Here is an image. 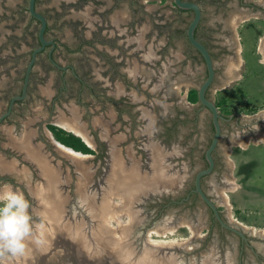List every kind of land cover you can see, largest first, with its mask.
<instances>
[{
	"label": "flooded vegetation",
	"instance_id": "flooded-vegetation-1",
	"mask_svg": "<svg viewBox=\"0 0 264 264\" xmlns=\"http://www.w3.org/2000/svg\"><path fill=\"white\" fill-rule=\"evenodd\" d=\"M4 1L8 2V0ZM96 1L97 0H93L92 3H96ZM238 2L240 7L247 9L250 13L264 16V0L262 1L263 3L260 0H239ZM40 3L41 0H37V10L44 14L48 20L45 36L47 40H53L56 47L52 57H50L52 45L47 46L44 51L38 54L31 72L27 97L17 101L11 113L0 123V162H6L10 165L9 169H3L0 164V187L8 186L12 189L22 191L29 197L33 207L36 204L30 186L31 184H36L41 177L34 165L27 158L28 156L25 155L27 151H24L20 146L15 144L20 142L27 135V139L32 138L33 145L37 148L35 152H45L48 158L63 162L64 168L70 165L71 171L73 172L75 170V166L69 163V159L64 155L63 151L56 146L55 140L60 141L62 144L64 143L58 139L56 132L51 126L55 127L56 131L61 129L81 138V140L94 151L93 154H89L94 155L95 160L97 162L101 161L103 166L106 161H109L108 156L111 158V145H113L112 153L116 151V154H118L116 146H118V143H124L123 141L125 137H127V135L121 134L117 135L119 137L118 139L115 138V140H113L112 137H114V135L111 133L114 132V127L116 125H122V123H129L130 128H132L134 124L139 123L138 128L135 130L139 131L140 134V147L143 148V150L141 149L144 155L143 159L146 160V158H148L144 146L150 141L153 144V148L158 147L161 152L164 150L163 154H166L167 161L163 167L168 174L172 175L171 177L178 178L180 175H185V177L191 176V169L197 156L188 161H180V157L183 156V154L180 156L171 154L177 150L174 148H178L177 146H179V141L177 139L180 138L178 134L180 125L188 121L182 119L180 116L184 114L186 108L197 107L196 104L200 103L194 113L195 117L192 122L196 124L199 123L202 118L201 112L204 110L208 111L209 114L203 112L204 125L205 123L206 126L209 125L211 130L207 142L208 147L211 144L215 132L212 112L207 107H203L200 99L197 102H192L190 100L191 91L195 89L198 90L199 88L193 86L192 83L182 94H179L178 85L182 84V81L184 83L186 81L188 83L193 81V73L185 70L178 73L175 63L168 59L169 57L163 58V55L159 53L160 51H152L150 45L148 46L147 44H145L144 47H142L143 44L133 45L136 51H138L139 56L144 53V55L148 57L150 63L149 67L147 65L143 66L142 63L139 65L136 63L132 64L128 59H114V57L109 54L112 48L118 47L124 52L127 44L121 47L119 46L120 44H116L114 37L110 36V33H108V35L105 33L104 29L108 27L105 23L100 24L98 22V29L93 34L92 40L83 36L75 47H71L70 44L63 42L58 36L51 34L52 29L58 27L59 21L57 19H52L49 10L39 9ZM28 6L29 3L25 11L30 17L31 24L34 23L33 31L36 33L34 39L35 45L28 53L29 64L33 50L41 44L39 39L41 23L30 14ZM173 7L177 10L175 5ZM191 13L194 14V11H191ZM203 19L202 16L201 22H203ZM79 23L82 24V22ZM210 33L211 30L206 33L208 39L210 38ZM173 45L174 44H156L154 48L163 47L169 49V47H173ZM205 45L211 51L213 59L215 58L214 49L219 48L218 50L220 51L230 50L234 54V60L238 56V52H235L239 50L240 46V44ZM87 47L96 51L99 57L94 59L88 58V55H86ZM186 47L187 51L186 54H184L185 58L194 59V57L198 55L204 63L207 76L208 71L203 56L192 44H187ZM72 53L75 57H73V55L71 56ZM42 55H44L43 58ZM101 62L104 63L102 66H105L106 70L98 69ZM16 64H20L18 58L16 59ZM28 64L21 73L18 72V69L16 70L20 75L17 76V82L18 84L22 82V85L20 84V86H18L19 88L15 90L16 92L11 91L13 90L11 86L9 88L11 90H7V87L5 88L6 91L9 92L8 103L6 107L0 106V117L9 110L12 97L21 94L25 78L24 72L26 75ZM215 67L216 76L213 84L218 80L216 62ZM52 72L53 74H51ZM146 84L149 88L148 86L146 88L144 87ZM42 86H45L47 90L43 91ZM211 87L207 91V97L216 103L220 114L225 117V119L221 120V138L213 152L215 160L214 169L202 179L204 191L212 198L211 194H220L221 187L219 186L233 185V183L228 180L233 172V166H231L229 159L230 154H228L229 147L236 146V143H239L240 146L245 145L246 149L249 145L252 147H264V109L256 108L255 118L245 123L239 113H228L223 107L222 101H219L221 103V105H219V102L212 98ZM5 89L0 90V100L4 97L3 91H5ZM39 90L45 93L44 108L47 110V114L39 115L38 118H36L38 123L27 122V124H22L19 123L18 120L15 122L9 121L17 110L16 104L24 103L32 93L35 92L36 94ZM138 90L142 92L143 96L137 92ZM148 97H154L157 100L153 99V101L150 102L147 100ZM143 104L147 106H142ZM176 116L179 118H176ZM63 123L68 124L71 128H67ZM230 123L231 125L229 128ZM231 127L232 132H230ZM149 128L151 136L147 134ZM233 128H235V130H233ZM104 131L107 132V135H105ZM149 137L150 140H148ZM110 141L112 142L111 145ZM40 143H42V147L38 148L40 147L38 146ZM64 145L67 146L66 144ZM35 147L33 148L34 150ZM207 149L203 156L200 157L202 164L199 165L200 168H198V171L208 167L206 159ZM117 157L119 158V154ZM23 167L27 169L25 170ZM33 179H35V181ZM184 184L183 182V185ZM179 186L178 181H175L168 193L165 194L164 192L160 194V196L151 197L145 203V208L148 206H161V209L156 214L149 212L140 230L141 236H139V238H142L143 233L146 231V227L158 225L160 221L170 220L169 224L172 225L179 223L182 225L187 221L194 226H207L208 232L204 235L194 234L191 236L190 245H188V247L184 245L180 248L179 252L186 263L195 257L200 259L206 252L214 248L217 250L223 264L227 263V261L233 264H264V237L258 234L253 235V231L247 230L241 226V224L232 223L222 211L221 215L225 221L243 230L248 241H243L240 235L231 230L222 227L219 228L216 223V218H212L208 205L202 200L199 194L193 191L195 189V177L192 186L188 191H185V195L176 196L179 191ZM218 198L221 201H225V198L221 196ZM182 200L184 201L180 203ZM199 201H202L210 212V217L207 219L206 223L205 219L203 220L200 218L201 215L199 212L195 213V216L193 215L194 217L190 219H185L178 214H172V216L169 217L165 214V210L169 206H199ZM215 203L217 202L215 201ZM217 205L219 206L220 203H217ZM215 229L220 230L218 237L215 233ZM222 238L226 240L225 244H223L224 241H220ZM231 238L234 240H229ZM149 239L155 241L152 238ZM216 239H219L220 242H214ZM254 251L257 252L258 255H256Z\"/></svg>",
	"mask_w": 264,
	"mask_h": 264
},
{
	"label": "rangeland",
	"instance_id": "rangeland-1",
	"mask_svg": "<svg viewBox=\"0 0 264 264\" xmlns=\"http://www.w3.org/2000/svg\"><path fill=\"white\" fill-rule=\"evenodd\" d=\"M14 1L16 5H14L13 9L8 8L10 15H6L3 20L4 24L2 25V29H4V32H8L10 29L16 30V25L18 23L20 24V28L26 24V16L28 13L23 12L25 18H19L18 14L20 15V13L18 11V6L20 3H23L24 9L26 10L29 0ZM14 1L10 2L8 0L10 5ZM92 1L93 0H41L39 9L49 10L52 19H57L59 21L58 27L52 29L51 34L58 36L63 42L72 44V47H75V44L79 42V39L83 36L92 40L93 34L98 29L97 26L99 22L100 24L105 23L108 25L104 31L107 35L110 33V36L114 37L116 44H120V47L127 44L124 52L121 48H112L109 54L116 60L128 59L132 64L136 63L139 65L142 63L143 66L147 65L149 67L150 63L147 56H145L144 53L139 56L134 45L144 44L145 46V44H147L148 46L150 45L152 51H160L159 53L163 55V58L169 57L168 59L175 63L178 73L184 70L193 73V81L190 83L187 81L184 83L182 81V84L178 85L179 94H182L192 83L193 86L199 88L205 81L207 76L202 59L198 55L194 57V59H188L185 58L184 55L187 51L186 45L190 44L185 31L192 16L190 14V17H187V19L180 17L175 12V8H173L174 0H97L96 3H92ZM238 1L239 0H221L219 1L220 3L214 7L212 4L204 5V19L208 27L212 30L211 36L213 41L211 44H240L239 50L235 52H238V56L235 60L233 59L234 54L230 50L220 51L218 50L219 48L214 49V61L217 65L218 80H216L211 87V96L218 102H224L222 105L227 109L228 113H239L246 123L255 118L256 108L264 109V18L257 19L255 18L256 16H250L248 18L250 20L244 22V19L248 17L249 11L245 8H239ZM260 1L262 2L263 0ZM213 9L215 12H213ZM239 9L242 10V14L236 12ZM220 11L222 14H220ZM82 12L86 15L88 14L89 21L86 22L84 21L85 19L79 16ZM233 12H235V16H233ZM213 13L215 14L213 15ZM114 18L118 23H113ZM219 18L224 21L220 20L221 22L217 23ZM79 22H82V24ZM223 22L226 23L223 24ZM231 24H236V26L239 25V27L231 31ZM20 30L17 29L15 33H11V37L6 38L3 44H27L25 43L26 40H30L34 43L36 37L34 34L36 33L28 31L27 33H22V29ZM172 32H174V36L176 35L174 38L169 36ZM18 38L20 40H18ZM226 39L227 41L224 42ZM156 44L174 45L173 47H169V49L163 47L155 49L156 47L154 48V46ZM31 48L32 47H27L26 50L22 51V53H20V58L18 55L19 62L23 64L22 68L28 64V53ZM72 55L75 57L73 53L71 56ZM86 55L91 59L99 57L96 51L90 47H87ZM103 62L99 64L98 69L106 70V67L102 66L104 64ZM15 65L16 63L13 61L7 63V70L13 71V75L12 78L9 75L8 79L3 82L4 84L0 86V90L6 87L8 90L10 86L16 87V85H22V82L18 84L15 80L18 76H16L17 73H15ZM3 67H5V65ZM51 74H53V72ZM18 86L16 89L19 88ZM147 86V84L144 85L145 88ZM6 89L3 91V99L1 98L0 100L1 107H6L8 103L9 92H7ZM40 91L41 90L36 94L35 92L32 93L24 103L16 104L17 110L9 121L15 122L18 120L19 123L22 124H27V122L38 123L36 118H38L39 115L47 114V110L44 108L45 93ZM137 92L142 95V92L139 90ZM153 99L155 98H147L150 102L153 101ZM199 104L200 103L196 104L197 107L186 108L184 114L180 116L182 119L188 121L180 125V131L178 133L180 138L177 139L179 141V146H177L178 148H174L177 150L171 154L179 156L183 154V156L180 157V161H188L196 156L197 158L193 163L190 173L191 176L184 178L185 184L178 187L179 191L176 196L185 195V191H188L192 186L195 174L198 172V168H200L199 165L202 164L200 157L203 156L208 147L207 142L211 130L210 126H206V123L204 125L203 122V112L209 114L208 111L204 110L201 112L202 118L200 117L201 120L199 123L196 124L192 122L195 117L194 113ZM142 106L147 105L143 104ZM176 118L179 117L176 116ZM138 124L139 123L134 124L132 128H130L129 123L116 125L114 127V132L111 134L114 135V137H112L113 140L119 138L117 135H127L123 141L124 143H118L117 146L122 155H125L126 150L131 148L134 152V158L141 157L143 159V148L140 147V134L139 131L135 130L138 128ZM230 125L231 123L229 124V128ZM233 130H235V128H233ZM230 132H232V127ZM104 133L107 135L106 131H104ZM147 134L151 136V132L148 131ZM158 139L162 140L161 138ZM111 141L110 145L112 143ZM31 153L32 151L29 150V154ZM228 154H230V164L233 166L232 176H230L228 180L232 182L233 185L219 186L221 187L220 194L213 193L211 196L217 203H220L219 210L222 211L232 223L241 224V226L247 230L253 231V235L258 234L264 237V147H252L249 145L246 149L245 145L240 146L239 143H236V146L228 148ZM94 160L95 158L93 155L88 164L93 165L94 162L95 165L99 163L98 175L100 176L103 173L102 168L107 167V161L102 166L101 161L97 162ZM169 176L171 177L172 175L169 174ZM33 180L35 181V179ZM171 187H173V185L168 187V189L170 190ZM161 196L165 197L163 195ZM220 196L225 198V201L219 200L218 197ZM113 200L117 203L121 202L119 198H114ZM198 205L199 206H169L165 210V214L167 217L172 216V214H178L185 219H190L195 216V213L199 212L201 215L200 218L203 220L205 219L206 223L207 219L210 217V212L202 201H199ZM160 209L161 206H148L146 208L147 212H152L153 214H156ZM120 215L123 224L129 221L128 214L123 213ZM159 224L158 226L149 227L147 231L149 238L161 244L174 245L176 247L175 249L178 248V251H180V248L184 245L187 247L190 245L191 236L194 234L204 235L208 232L207 226H194L187 221L182 225H166L163 224L162 221H160ZM215 233L218 237L220 230L215 229ZM138 234H140V231ZM229 240L233 241L234 239L231 238ZM218 241L219 239H216L214 242L218 243ZM220 241H224L223 244L226 243V240H223V238Z\"/></svg>",
	"mask_w": 264,
	"mask_h": 264
},
{
	"label": "water",
	"instance_id": "water-1",
	"mask_svg": "<svg viewBox=\"0 0 264 264\" xmlns=\"http://www.w3.org/2000/svg\"><path fill=\"white\" fill-rule=\"evenodd\" d=\"M36 3L37 0H29L28 7L30 14L41 23L39 29L41 44L32 52L21 94L12 97L9 110L2 114L0 123L11 113L17 101L27 97L31 72L38 54L52 45L50 50L52 57L56 47L55 42L47 40L45 36L48 20L37 10ZM174 5L194 11V18L187 29V37L203 56L207 67V77L198 89V96L203 107H207L212 112L215 130L206 151L208 167L197 172L193 191L199 194L212 210L222 228L231 230L240 235L243 241H248L243 230L225 221L217 203L202 187L203 177L210 174L215 166L213 152L221 138V120L225 117L220 114L216 103L207 97V91L216 76V67L211 51L195 35L202 20V8L197 2L190 0H174ZM24 139L20 142L28 143ZM29 142L32 143L30 149H33L35 146L32 138ZM55 144L69 159V163L75 166V170L72 172L70 165L64 168L63 162L48 158L45 152H35L39 156L38 160L36 157H30L29 150L25 152L41 177L30 187L36 201L33 208L37 217L35 220L37 235L44 243L39 247L30 246L24 257L8 260L5 264H223L214 248L200 259L195 257L186 263L174 245L151 241L147 234L149 227H146L142 238H139L141 233L138 232L149 214L144 206L145 203L151 197L168 193V187L175 181L182 186L185 178V175H180L178 178L169 176L163 167L167 156L163 151H159L160 148H153V144L148 141L144 146L148 158L143 160L141 157L134 158L131 148L122 155L116 146L119 158L114 165L113 145H111V158L107 161V167L102 168L103 173L99 176L100 164L94 165V162L93 165L88 164L93 157L92 154L77 151L57 140ZM38 146L41 148L42 143ZM123 166H126V169ZM126 170H130L128 174ZM114 198L121 199V202H115ZM123 213L129 215V221L124 224L120 215ZM162 223L172 225L169 224L170 220ZM255 254L258 255L257 252ZM224 264L233 263L227 261Z\"/></svg>",
	"mask_w": 264,
	"mask_h": 264
},
{
	"label": "clouds",
	"instance_id": "clouds-1",
	"mask_svg": "<svg viewBox=\"0 0 264 264\" xmlns=\"http://www.w3.org/2000/svg\"><path fill=\"white\" fill-rule=\"evenodd\" d=\"M35 209L24 192L0 187V264L24 257L30 246H42Z\"/></svg>",
	"mask_w": 264,
	"mask_h": 264
},
{
	"label": "crops",
	"instance_id": "crops-1",
	"mask_svg": "<svg viewBox=\"0 0 264 264\" xmlns=\"http://www.w3.org/2000/svg\"><path fill=\"white\" fill-rule=\"evenodd\" d=\"M10 2L11 1H14V0H9ZM192 1H194V2H197L200 6H201V8H202V13H203V18H204V12H205V10H204V5H210V4H212L213 5V7L215 6V5H217V4H219L220 2L219 1H221V0H192ZM21 2V1H20ZM14 5H16V3H15V1L14 2H12L11 3V5L9 4V2H6V1H2V0H0V86H2L4 83L3 82H5L6 81V79H8V77H9V75H10V77L12 78V75H13V71H11V70H7V63L8 62H10V61H13V62H15L16 63V59L18 58V55H19V58L21 57V55H20V53H22V51H24V50H26V48L27 47H33L35 44L34 43H32V41H30V40H26L25 41V43H27V44H3L4 43V41H5V39L6 38H10L11 36V33H15V31H17V29H22V33H27V31L28 32H32V33H34L33 32V25H34V23L33 24H31V20H30V17L27 15L26 17H27V19H26V24H24L23 26H21V28H20V24L18 23L17 25H16V30L14 29H10V30H8V32L7 31H5L4 32V29H2V25L4 24V17H6V15H10L9 14V9H13V7H14ZM9 8V9H8ZM174 8V7H173ZM239 8H242V7H240L239 6ZM18 9H20V11H19V13H20V15L18 14V17L19 18H22V17H24V14H23V12H26L25 11V9H24V6H23V3H20V5L18 6ZM175 12L180 16V17H182V18H186L187 19V17H190V14H191V16H192V19L194 18V14H192L191 12H181V11H179V10H176L175 9ZM213 12H215V10L213 9ZM238 14H242V10L241 9H239V10H237L236 11ZM235 12H233V16H235V14H234ZM215 13H213V15H214ZM220 14H222L221 13V11H220ZM237 15V14H236ZM80 17H82L83 19H85L84 21H89V16H88V14L86 15L85 13H83L82 12V14H80L79 15ZM250 16H256L255 18H257V19H259V18H264V16H260V15H257L256 13H248V17H246L245 19H244V22H246L247 20H250V19H248ZM243 17V16H242ZM25 18V17H24ZM113 18V17H112ZM221 18H222V15H221ZM221 18H219V20H217V23L219 22H221V21H224V20H222ZM192 19L190 20V22L192 21ZM221 20V21H220ZM113 23H118V21H116L115 20V18L113 19ZM190 22L188 23V25L187 26H189V24H190ZM226 22H223V24H225ZM234 23H236V22H234ZM8 26V25H7ZM239 27V25H237L236 26V24H231V27H230V29H231V31H234L236 28H238ZM8 28V27H7ZM187 29H188V27H187ZM187 29H186V36H187ZM211 29L208 27V25L206 24V22H205V19H203V22H201L200 23V29H199V34L201 33L204 37L206 36L207 37V35H204L203 33H208V31H210ZM21 31V30H20ZM212 31V30H211ZM203 32V33H202ZM212 33V32H211ZM210 33V34H211ZM33 35V34H32ZM35 35V34H34ZM170 37L172 36V38H174L175 36H174V32H172L170 35H169ZM188 38V37H187ZM17 39V38H16ZM87 39H89V38H87ZM140 39V38H139ZM18 40H20L19 38H18ZM81 40V38L79 39V41ZM188 41H189V39H188ZM208 41V44L210 43L211 44V42L213 41L212 40V37H211V35H210V38L207 40ZM227 41V39L224 41V42H226ZM229 42H231V41H229ZM77 44V43H76ZM76 44H75V46H76ZM70 46L72 47V44H70ZM142 47H144V44H143V46ZM32 49V48H31ZM31 51V50H30ZM9 57V58H8ZM11 57H13V58H11ZM44 57V55H42V58ZM25 62V61H24ZM5 65V67H3ZM20 65H21V67H20ZM22 62L20 63V64H16L15 66H14V68H15V73H17L16 74V76L17 75H19L18 74V72L19 73H21V72H23V69L24 68H22ZM19 66V67H18ZM18 67V68H17ZM19 70L18 72L16 71V70ZM14 73V74H15ZM20 76V75H19ZM10 80V79H9ZM16 81H18V78L16 77V79H15ZM14 82V81H13ZM18 85H16V87H17ZM16 87H11V88H13V90H11V89H9V90H11V91H15L16 90ZM42 90L43 91H46L47 90V88L45 87V86H42ZM16 92V91H15Z\"/></svg>",
	"mask_w": 264,
	"mask_h": 264
},
{
	"label": "trees",
	"instance_id": "trees-1",
	"mask_svg": "<svg viewBox=\"0 0 264 264\" xmlns=\"http://www.w3.org/2000/svg\"><path fill=\"white\" fill-rule=\"evenodd\" d=\"M177 7V6H176ZM177 10L181 11V12H191L192 10H184L181 9L179 7H177ZM193 12V11H192ZM199 29H200V24L196 29L195 35L196 38L199 39L201 42H203L204 44H208V37H204L201 33L199 34ZM203 33V32H202ZM204 35H206L205 33H203ZM190 42V41H189ZM191 44V43H190ZM210 44V43H209ZM24 76H25V72H24ZM23 76V77H24ZM190 100L192 102H197L199 101V96H198V90H192L191 91V95H190ZM222 104H224V102H222ZM219 105H221V103L219 102ZM227 110V109H226ZM228 112V111H227ZM52 129H54V131L56 132V136L58 137V139H60L64 144H66L67 146H70L78 151H82L84 153H94V151L88 147L79 137H76L73 134L67 133L61 129H59L58 131H56V128L51 126ZM210 209V208H209ZM210 212L212 214V218L215 219L212 210L210 209ZM217 226L220 228L221 225L219 222H217Z\"/></svg>",
	"mask_w": 264,
	"mask_h": 264
},
{
	"label": "bare ground",
	"instance_id": "bare-ground-1",
	"mask_svg": "<svg viewBox=\"0 0 264 264\" xmlns=\"http://www.w3.org/2000/svg\"><path fill=\"white\" fill-rule=\"evenodd\" d=\"M61 120V119H60ZM71 123V122H70ZM73 124V123H72ZM63 125L64 126H66L67 128H71L70 126H68V124H64L63 123ZM78 125V124H77ZM76 128V127H75ZM106 130V129H105ZM148 131L150 132V130L148 129ZM28 136V135H27ZM27 136L26 137H24L25 139L24 140H27V142L28 143H26V142H17V143H15L16 145H18V146H21V147H23V149L25 148L26 150H31L32 151V153L30 154V157L31 158H33V157H36V160H38L39 159V156H37L36 155V153H35V151H36V149L34 150V149H30V147L32 146V144H31V142H29V139H27ZM14 142V141H13ZM12 143V142H11ZM63 148H66L65 146H63ZM67 150H70V149H68V148H66ZM71 151V150H70ZM113 154H114V156H113V160H114V165H116V163H117V161H118V154H116V151H113ZM36 155V156H35ZM117 157V158H116ZM0 164H1V166H2V168L3 169H9L10 168V165L9 164H7L6 162L5 163H3V162H0ZM43 166V165H42ZM13 168H14V166H13ZM123 168L124 169H126V166H123ZM135 169V168H134ZM130 170H132V169H130ZM129 170V171H130ZM129 171L128 170H126V174H128L129 173Z\"/></svg>",
	"mask_w": 264,
	"mask_h": 264
}]
</instances>
